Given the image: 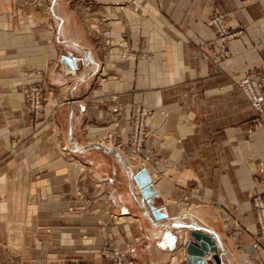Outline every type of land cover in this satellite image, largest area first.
Wrapping results in <instances>:
<instances>
[{
    "label": "crops",
    "instance_id": "crops-1",
    "mask_svg": "<svg viewBox=\"0 0 264 264\" xmlns=\"http://www.w3.org/2000/svg\"><path fill=\"white\" fill-rule=\"evenodd\" d=\"M41 4L0 0V264H112L108 239L125 264H168L194 228L217 240L216 264H246L256 239L264 250L252 206L264 195V129L249 134L257 115L237 85L264 71V0ZM215 12L240 32L228 58ZM22 85L45 88L44 121L31 122ZM135 104L153 112L148 201L132 187L142 167L120 150ZM106 131L112 151L97 145Z\"/></svg>",
    "mask_w": 264,
    "mask_h": 264
},
{
    "label": "built area",
    "instance_id": "built-area-1",
    "mask_svg": "<svg viewBox=\"0 0 264 264\" xmlns=\"http://www.w3.org/2000/svg\"><path fill=\"white\" fill-rule=\"evenodd\" d=\"M209 26L213 29L215 33V41L218 47V56L228 58L230 55L228 44L230 41L238 37L240 32H233L228 25L227 17L222 14L215 12L209 19ZM110 42L108 41V44ZM121 48L127 50L122 44L119 45ZM123 57L131 58L132 54L128 51L122 53ZM216 59H214L215 61ZM38 71H34L33 74H38ZM238 87L246 92L250 106L256 113V118L250 122L248 132H252L258 129H264V71L262 72H249L244 77H242L237 83ZM18 92L24 97L28 109L32 112L31 122L38 123L45 120V88L43 85H22L18 88ZM115 100V97H111ZM55 108L59 105L56 103ZM114 114H118L119 110L115 108L113 110ZM153 114L152 110L143 107L141 104H135L131 110V126L128 135V141L125 144V151H128L134 155L138 161H143V163L151 160L148 159L145 154L152 151L148 146V140L150 133L146 127V121ZM119 124L116 123V127ZM116 143V133L113 131H106L101 135L98 145H115ZM153 156V154H152ZM141 163V162H140ZM142 164V163H141ZM143 169V168H142ZM145 169V168H144ZM253 211L256 217V224L258 228V237H264V195L257 193L252 197ZM227 218H229L227 216ZM190 242L186 241L184 243L185 248L189 246ZM111 243L106 242L105 251L102 255L107 259L113 258L112 264H125L123 255L119 254L112 257L111 253ZM244 263L248 261H260L264 264L262 255H264V250L261 249L259 245V239H256L254 244L248 249ZM253 262V261H252Z\"/></svg>",
    "mask_w": 264,
    "mask_h": 264
},
{
    "label": "water",
    "instance_id": "water-1",
    "mask_svg": "<svg viewBox=\"0 0 264 264\" xmlns=\"http://www.w3.org/2000/svg\"><path fill=\"white\" fill-rule=\"evenodd\" d=\"M62 63L67 64L74 70L73 60L67 56L62 57ZM102 149H107L105 147L99 146ZM147 173L146 169H141L140 172L136 173L134 180L137 183L141 196L144 199H149L150 195L148 194L149 188L151 186V181L147 180L145 184L141 183V177ZM189 246L186 249V261L185 264H216L217 261L213 258L211 261H207L206 254L211 253L212 255H218L220 248L215 237L210 232H204L200 229H192L190 231L189 237Z\"/></svg>",
    "mask_w": 264,
    "mask_h": 264
},
{
    "label": "rangeland",
    "instance_id": "rangeland-1",
    "mask_svg": "<svg viewBox=\"0 0 264 264\" xmlns=\"http://www.w3.org/2000/svg\"><path fill=\"white\" fill-rule=\"evenodd\" d=\"M71 1H74V2H76V3H78V4H80V3H82V0H71ZM44 2H46V0H22V7H24V8H27V7H30L31 5H42L41 3H44ZM64 3V2H63ZM51 7V6H50ZM39 69H41V70H39L37 73L38 74H41V73H45V72H48V71H50V69H51V67H50V65H48V63H45L44 65H41V67L39 68ZM34 72V71H33ZM33 72H32V74H33ZM26 103V102H25ZM26 107H27V104H26ZM28 108V107H27ZM98 145V144H97ZM101 146V145H100ZM107 147H112L113 145H106ZM116 146V145H115ZM112 148H114V147H112ZM121 148H124V146H122ZM130 160L131 159H134V161H136V163H138V165H139V167H142V168H146L147 167V165H148V163H150L152 160H153V158L155 157V152L151 149V151H152V154H153V156H152V154H151V156L148 158V159H150L151 157V160L150 161H148V162H145V163H143V161L141 160V161H138L137 160V158H135L133 155H130L129 153H127L128 151H125V149H120ZM151 153V152H150ZM142 164H141V163ZM188 210V209H187ZM106 242H109V243H111V240H107ZM106 242L104 243V246H103V248H102V251H101V254L103 253V251H105V248H106ZM111 246H112V244H111ZM111 248V247H110ZM5 250H6V253L9 255V257H10V259H12L13 260V262H14V258L16 257V255L18 254V251L16 250V249H14L13 247H11V246H8V245H6L5 246ZM111 250V249H110ZM112 253V252H111ZM103 256V255H102ZM106 258V257H105ZM254 263L253 264H262V263H260V261H254V260H252ZM113 263V262H112ZM171 262H170V260H169V263L168 264H170ZM181 264H185L184 262L183 263H181Z\"/></svg>",
    "mask_w": 264,
    "mask_h": 264
},
{
    "label": "bare ground",
    "instance_id": "bare-ground-1",
    "mask_svg": "<svg viewBox=\"0 0 264 264\" xmlns=\"http://www.w3.org/2000/svg\"><path fill=\"white\" fill-rule=\"evenodd\" d=\"M51 10H53V9H51ZM118 119V118H117ZM116 122V121H115ZM110 145V144H109ZM112 145V144H111ZM98 146H100V145H98ZM102 147H107L106 145H101ZM112 147H114V146H112ZM111 147V148H112ZM109 148V147H108ZM119 153V152H118ZM127 153H129V152H127ZM130 155H132L131 153H129ZM116 156H118L119 158H121V159H123V161H124V158L122 157V155L119 153V155H116ZM134 156V155H133ZM145 156L147 157V158H149L150 156H151V153L150 152H148V153H146L145 154ZM135 157V156H134ZM136 158V157H135ZM80 170H82V164H81V166H80V168H79ZM134 176H135V174H134ZM133 182H134V178H133ZM135 182H134V186H132L133 188L135 187ZM154 185V187L155 188H158V186L154 183L153 184ZM156 190V189H155ZM135 191L137 192V194H138V198L140 199H142V197H141V194H140V190L137 188V186H136V188H135ZM138 201H140V200H138ZM147 207V206H146ZM171 207V206H170ZM148 210V209H147ZM187 209H184V211H182V215H183V213H187ZM169 216V215H168ZM123 220V219H122ZM191 231V230H190ZM189 233V232H188ZM189 237H190V233H189V235H186V239H185V242L186 241H189ZM184 242V243H185ZM214 257H213V255L211 254V253H207L206 254V259H207V261H211L212 259H213ZM216 259V258H215ZM186 261V248H185V246L183 245V247H182V249H181V252H179L178 254H176V255H174L173 257H172V259L170 260V264H181V263H183V262H185ZM249 262V261H248ZM254 262H252L251 261V264H253ZM247 264V263H246Z\"/></svg>",
    "mask_w": 264,
    "mask_h": 264
}]
</instances>
